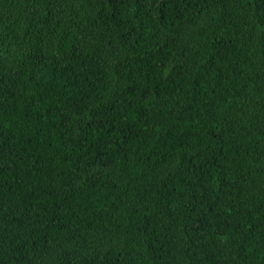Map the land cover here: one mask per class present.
Returning <instances> with one entry per match:
<instances>
[{
    "label": "trees",
    "instance_id": "trees-1",
    "mask_svg": "<svg viewBox=\"0 0 264 264\" xmlns=\"http://www.w3.org/2000/svg\"><path fill=\"white\" fill-rule=\"evenodd\" d=\"M0 264H264V0H0Z\"/></svg>",
    "mask_w": 264,
    "mask_h": 264
}]
</instances>
